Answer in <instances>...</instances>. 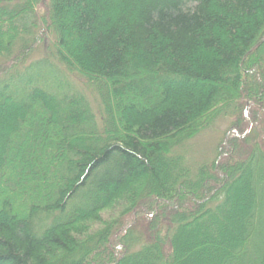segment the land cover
I'll list each match as a JSON object with an SVG mask.
<instances>
[{"label": "trees", "instance_id": "1", "mask_svg": "<svg viewBox=\"0 0 264 264\" xmlns=\"http://www.w3.org/2000/svg\"><path fill=\"white\" fill-rule=\"evenodd\" d=\"M263 39L264 0H0V264H264Z\"/></svg>", "mask_w": 264, "mask_h": 264}, {"label": "rangeland", "instance_id": "2", "mask_svg": "<svg viewBox=\"0 0 264 264\" xmlns=\"http://www.w3.org/2000/svg\"><path fill=\"white\" fill-rule=\"evenodd\" d=\"M45 42L42 41L39 45L36 52L33 54L31 59H37L44 56ZM264 42V39H263ZM43 54V55H42ZM75 80L78 82L72 83L73 86L78 87V89L82 90L90 103L93 105L94 110L96 112H100L101 109V99L100 96L96 93V91L88 85L87 80H83V77H75ZM76 83V84H75ZM227 116L218 117L212 125L207 127L193 139H191L188 145L185 147V153L187 158L191 164H198L202 161L212 160L216 153V148L222 139V137L227 132L231 119L226 118ZM263 128V129H262ZM261 130L264 132V115H263V123Z\"/></svg>", "mask_w": 264, "mask_h": 264}]
</instances>
